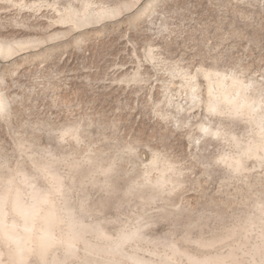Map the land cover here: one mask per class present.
I'll use <instances>...</instances> for the list:
<instances>
[{
  "label": "rangeland",
  "instance_id": "obj_1",
  "mask_svg": "<svg viewBox=\"0 0 264 264\" xmlns=\"http://www.w3.org/2000/svg\"><path fill=\"white\" fill-rule=\"evenodd\" d=\"M0 48V219L56 200L139 264H264V0H0Z\"/></svg>",
  "mask_w": 264,
  "mask_h": 264
},
{
  "label": "clouds",
  "instance_id": "obj_2",
  "mask_svg": "<svg viewBox=\"0 0 264 264\" xmlns=\"http://www.w3.org/2000/svg\"><path fill=\"white\" fill-rule=\"evenodd\" d=\"M136 236L134 229L107 234L86 224L72 207L56 200L38 205V215L30 213L20 224L0 219V242L15 249L20 257L18 264H32L33 257L34 264H46V257L60 248L82 264H124V258L128 264H139L127 251Z\"/></svg>",
  "mask_w": 264,
  "mask_h": 264
},
{
  "label": "bare ground",
  "instance_id": "obj_3",
  "mask_svg": "<svg viewBox=\"0 0 264 264\" xmlns=\"http://www.w3.org/2000/svg\"><path fill=\"white\" fill-rule=\"evenodd\" d=\"M1 48H3V52H4V54H8L11 50L9 49V47H1ZM0 48V49H1ZM2 52V53H3ZM236 81V80H235ZM235 81H234V83H235ZM225 81H224V79H223V77L222 78H219L218 80H217V85L221 88V92L219 93L220 94V96H218L217 98H218V101L220 102V101H223V102H230V103H232L234 106H235V108L236 109H238V108H241V107H246V105L247 104H249V103H246V99H243V98H240V99H237V98H235V97H237V96H233L232 95V89L233 88H230V87H228L227 88V85L224 83ZM239 84V83H238ZM241 85V84H240ZM238 86V88L240 89V87L241 86ZM235 89V88H234ZM234 89H233V91H234ZM239 92V91H238ZM240 96H241V94H239ZM243 95V94H242ZM239 110V109H238ZM17 199V198H16ZM40 201V200H39ZM35 204V203H34ZM4 207V206H3ZM19 210L26 216V217H28L29 216V214L32 212L31 211V209L30 208H22V207H19ZM1 218V217H0ZM14 224V223H13ZM7 245V244H6ZM9 245V244H8ZM8 251V250H7ZM17 253V252H16Z\"/></svg>",
  "mask_w": 264,
  "mask_h": 264
}]
</instances>
